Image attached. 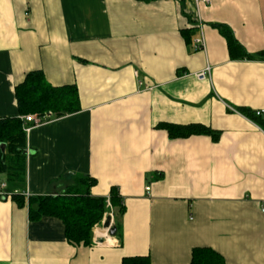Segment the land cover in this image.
I'll return each instance as SVG.
<instances>
[{
  "label": "crops",
  "instance_id": "crops-1",
  "mask_svg": "<svg viewBox=\"0 0 264 264\" xmlns=\"http://www.w3.org/2000/svg\"><path fill=\"white\" fill-rule=\"evenodd\" d=\"M214 24L264 50V0H0V118L21 116L14 88L31 70L79 98L26 133L24 202L0 197V264H188L202 246L226 264H264V129L243 114L264 108V60L231 59ZM164 123L219 137L172 138ZM83 177L91 196L115 187L124 211L118 233L101 223L75 245L27 200Z\"/></svg>",
  "mask_w": 264,
  "mask_h": 264
},
{
  "label": "trees",
  "instance_id": "trees-1",
  "mask_svg": "<svg viewBox=\"0 0 264 264\" xmlns=\"http://www.w3.org/2000/svg\"><path fill=\"white\" fill-rule=\"evenodd\" d=\"M225 38L231 59L264 60V50L248 53L236 40L232 31L225 25L214 24ZM16 105L20 115L35 113L48 118L60 117L79 110V98L74 84L61 86L51 85L42 70L28 71L23 80L15 85ZM247 117L264 129V117H257L253 112L243 111ZM172 138L188 137L205 134L216 141L219 132L202 124H162ZM25 141L26 133L22 129L19 117L0 118V175L7 189L12 185L16 190L24 181L25 172ZM4 145L2 150L1 146ZM1 180V179H0ZM65 194L55 196L28 197V204L36 203L34 215L47 214L60 218L64 224L66 239L72 244L90 245L92 243L94 226L100 225L108 215H112L116 233L119 232L117 216L124 211L121 195L115 187H111L107 197L91 196L89 188L95 183L92 178ZM22 192L11 195V199L24 202ZM33 211L29 206V212ZM119 264H151L147 256H127ZM188 264H226L224 257L210 247H194Z\"/></svg>",
  "mask_w": 264,
  "mask_h": 264
},
{
  "label": "built area",
  "instance_id": "built-area-1",
  "mask_svg": "<svg viewBox=\"0 0 264 264\" xmlns=\"http://www.w3.org/2000/svg\"><path fill=\"white\" fill-rule=\"evenodd\" d=\"M200 0H196L198 2ZM201 1H208V0H201ZM194 43L198 48H204V38L203 36L197 37L194 39ZM210 67L207 66L200 72L196 73V76L198 79L202 80L207 77L209 74ZM254 115L257 117H264V108H260L257 110L253 111ZM49 116V115H47ZM47 116H38L35 113H27L19 116V119L22 122V129L24 130L25 133H27L33 126H38L39 124L46 122L49 118ZM146 190H149V187L147 186L145 188ZM18 192V190L13 189L9 190L7 189V184L5 181L0 180V197L1 198H8L10 197L13 193ZM24 195V194H23ZM28 195V194H26ZM112 218V215H111Z\"/></svg>",
  "mask_w": 264,
  "mask_h": 264
},
{
  "label": "water",
  "instance_id": "water-1",
  "mask_svg": "<svg viewBox=\"0 0 264 264\" xmlns=\"http://www.w3.org/2000/svg\"><path fill=\"white\" fill-rule=\"evenodd\" d=\"M1 148H2V150H3V149H4V145H2ZM102 226H103L104 229L107 230L108 235L113 236V235L116 234V230H117V228H116V226H114V225L112 224V218H111V215L106 216V218H105V219L103 220V222H102ZM103 241H104V240H103V238H101V237H99V238L97 237V238H96V242H98V243H101V242H103Z\"/></svg>",
  "mask_w": 264,
  "mask_h": 264
},
{
  "label": "rangeland",
  "instance_id": "rangeland-1",
  "mask_svg": "<svg viewBox=\"0 0 264 264\" xmlns=\"http://www.w3.org/2000/svg\"><path fill=\"white\" fill-rule=\"evenodd\" d=\"M0 179L1 180H3L4 179V176L3 175H0ZM114 222H113V218H112V224H113ZM101 226H102V224H101Z\"/></svg>",
  "mask_w": 264,
  "mask_h": 264
},
{
  "label": "bare ground",
  "instance_id": "bare-ground-1",
  "mask_svg": "<svg viewBox=\"0 0 264 264\" xmlns=\"http://www.w3.org/2000/svg\"><path fill=\"white\" fill-rule=\"evenodd\" d=\"M105 230V229H104Z\"/></svg>",
  "mask_w": 264,
  "mask_h": 264
}]
</instances>
